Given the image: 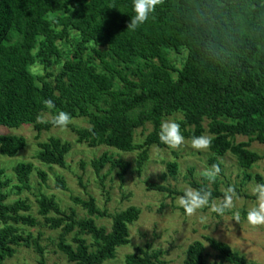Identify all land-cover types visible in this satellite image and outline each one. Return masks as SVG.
Listing matches in <instances>:
<instances>
[{
    "label": "trees",
    "instance_id": "16d2710c",
    "mask_svg": "<svg viewBox=\"0 0 264 264\" xmlns=\"http://www.w3.org/2000/svg\"><path fill=\"white\" fill-rule=\"evenodd\" d=\"M132 4L133 0H0V126L33 124L41 133L55 127L51 121L59 111L70 113L72 119L87 118L88 126L73 128L77 142L140 150L141 171L152 145L167 146L159 140L161 122L181 113L178 122L185 138L206 131L214 137L209 163L219 167L218 174L223 173L218 157L228 152L241 167L251 168L263 157L250 145L264 143V0H159L149 19L134 30L128 27L134 15ZM173 51L182 55L180 66L171 56ZM37 63L44 66V73L32 70ZM47 99L54 107H46ZM46 111L52 117L39 120ZM149 123L152 131L136 143V130ZM238 135L248 140L237 142ZM26 144L22 135L0 133V155L13 157ZM38 146L36 159L61 167L72 148L55 136ZM107 163L120 167L123 179L128 162L114 160L107 152L91 161L99 176ZM167 165L174 175L177 162ZM33 170L31 161L14 166L19 191L31 188ZM38 173L45 181L46 173ZM212 181L213 188L195 179L190 185L208 188L212 199L223 198L225 191ZM9 182H0V264L20 245L34 248L39 263L47 264L41 234L34 237L20 227L40 222L30 213L28 199L8 201ZM57 186L66 188L63 178L57 177ZM147 187L183 194L159 183L148 182ZM72 201L86 209L87 216L62 209L45 194L37 198L44 223L61 231L58 249L75 264L114 259L117 248L130 243L129 226L139 219L141 209L130 206L109 214L99 209L93 197L73 196ZM97 216L111 218V229L98 225ZM206 240L218 259L210 262L204 243L196 240L189 244L182 264H248L229 244L211 237ZM160 256L146 244L126 254L124 261L161 264Z\"/></svg>",
    "mask_w": 264,
    "mask_h": 264
},
{
    "label": "rangeland",
    "instance_id": "374dc122",
    "mask_svg": "<svg viewBox=\"0 0 264 264\" xmlns=\"http://www.w3.org/2000/svg\"><path fill=\"white\" fill-rule=\"evenodd\" d=\"M171 56L178 61L182 55L171 52ZM32 70L35 74L44 73V66L37 63ZM52 117L49 111L43 112L39 120H48ZM181 113L165 117L180 120ZM164 119V120H165ZM208 120L204 125L207 128ZM89 125L87 118L77 117L71 120L70 125L64 128L53 127L50 130L38 133L33 124H24L18 128L0 126V133L22 135L26 138L25 148L15 156L0 155V182L9 179L5 190L9 192V202L17 198H26L31 204L30 213L35 216L40 224L37 226L20 225L25 234L37 237L41 234V243L44 246L43 257L47 264H75L69 262L64 253L58 247L60 230L51 229L38 214L37 198L40 194L53 197L64 210L74 209L80 217L87 216V210L72 201L77 196L83 199L93 197L99 209L106 210L109 214L125 210L130 206L141 209L139 219L129 226L130 243L117 248L114 259L107 260L104 264H125V256L137 251L138 247L150 244L153 250L161 253V264H182L187 257L189 244L200 240L205 245L210 262L218 259V253L212 249L206 237L229 244L234 250L245 256L248 264H264V224L252 225L246 218L247 210L256 202L253 188L257 184H264V143L251 142L250 149L258 152L263 157L251 168L241 167L236 157L231 153L219 156L222 162V174H217L215 181L222 191L229 187H237L245 197L236 193L233 208L226 210L221 216L210 210V206L198 209L192 215H187L178 205L181 195H171L168 192L148 189L147 183H159L170 186L173 189L183 191L185 188H193L190 181L207 182L213 188L214 183L204 173L211 169L209 158L213 155L210 149L197 150L191 146V140L185 138L184 143L173 149L168 145L159 147L152 145L149 149L148 159L144 162L142 170L138 168L137 160L140 150L126 152L116 148L101 145L91 147L87 143L77 142V135L73 128ZM152 124L145 128H139L135 133V142H143L145 136L152 131ZM205 134L210 135L207 131ZM55 136L63 141L71 143L72 148L66 155V165H48L35 158L39 149L38 143ZM248 138L238 135L236 141H247ZM107 152L114 160H123L129 163V167L123 177L120 178V167L111 168L107 163L99 176L93 166L92 159ZM22 161H31L34 170L31 173L30 189L18 190V184L14 172V166ZM176 161L178 170L171 175L168 162ZM39 170L46 173L44 181L39 175ZM1 171H3L1 173ZM57 177L64 179L66 188L57 186ZM222 197L215 198L217 202ZM239 220H235L236 214ZM98 225L111 229L112 219L109 217H95ZM72 234L67 240H72ZM91 242V238L87 236ZM2 264H40L39 254L32 247L20 245L15 254L6 259Z\"/></svg>",
    "mask_w": 264,
    "mask_h": 264
},
{
    "label": "clouds",
    "instance_id": "9594fccd",
    "mask_svg": "<svg viewBox=\"0 0 264 264\" xmlns=\"http://www.w3.org/2000/svg\"><path fill=\"white\" fill-rule=\"evenodd\" d=\"M157 3H159V0H133L132 8L134 15L131 16V22L128 27L134 30L139 25L145 23L154 12ZM44 104L48 108L54 107L51 99L44 100ZM71 120L70 113L59 111L51 123L55 127L64 128L71 123ZM158 135L161 143L173 149L181 146L185 141L180 122L172 118L165 119L161 122ZM213 140L214 137L212 135H194L191 139V146L197 150H207ZM219 172V167L213 165L204 175L212 181ZM252 191L256 197V202L246 212L247 221L252 225L264 224V184H257ZM235 195L234 188L229 187L225 191L223 199L217 202L212 199V193L208 188L200 187L194 189L189 187L183 190V194L178 199V205L184 209L187 215H192L198 209L210 206L212 212L222 216L226 210L233 208ZM234 219L239 220L238 213Z\"/></svg>",
    "mask_w": 264,
    "mask_h": 264
}]
</instances>
